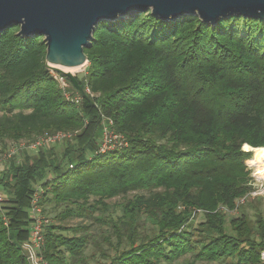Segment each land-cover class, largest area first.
Here are the masks:
<instances>
[{"label":"trees","instance_id":"1","mask_svg":"<svg viewBox=\"0 0 264 264\" xmlns=\"http://www.w3.org/2000/svg\"><path fill=\"white\" fill-rule=\"evenodd\" d=\"M85 54L76 78L90 101L76 105L46 67L43 37L0 34V142L72 135L61 153L0 168V264H31L22 246L38 196L56 221L42 264H84L92 242L108 264H264V215H231L255 192L246 163L255 175L264 165V20L147 11L101 22ZM105 127L126 146L101 151ZM131 192L141 195L114 217L106 201Z\"/></svg>","mask_w":264,"mask_h":264},{"label":"water","instance_id":"2","mask_svg":"<svg viewBox=\"0 0 264 264\" xmlns=\"http://www.w3.org/2000/svg\"><path fill=\"white\" fill-rule=\"evenodd\" d=\"M147 11L162 20L188 15L215 25L231 16L264 20V0H0V34L18 26L23 37H43L47 69L67 78L90 101L76 76L62 68L88 64L85 49L101 22Z\"/></svg>","mask_w":264,"mask_h":264},{"label":"rangeland","instance_id":"3","mask_svg":"<svg viewBox=\"0 0 264 264\" xmlns=\"http://www.w3.org/2000/svg\"><path fill=\"white\" fill-rule=\"evenodd\" d=\"M88 68V64H86L85 66L81 67V68H76L75 70H73L72 73L74 76L79 77V78H84L86 76V71ZM67 72V71H65ZM53 73V76L55 77L56 75H58L57 73ZM69 92L72 96L76 97L77 95H74L73 90L70 88ZM2 116V114L0 113V117ZM67 140H65L64 142L57 144V145H52L49 148H55V150H57V153H61L63 151V149L66 147ZM13 144L11 142H5L2 143L0 142V159H3L5 157V154L8 152V150L10 149V147ZM26 154H30L31 156H36L38 154L41 153V149L39 150H22L20 152H18L15 156H13L11 159L6 160L4 163V168L9 166L10 161H12L13 159L15 160H22L23 155ZM248 168L251 170L252 172V177L254 179V183L253 186L255 188V192L251 195L248 196L246 199L241 200L238 203V207L239 209L237 210V212L231 214L232 216H239L243 213H246L250 219L252 221L256 220V213L258 212V210H260V212L264 215V183L262 181H260V179L255 175V169L250 166L248 163H246ZM51 175V174H50ZM0 194H3V191L0 189ZM137 195H141L139 192H131L129 194H127L125 197L121 196V197H117L111 200H107L106 204L107 206L110 208V210L112 211V215L114 217L116 216H120L122 214V208L125 207V205L127 204V202L133 200L135 198V196ZM39 198V196H38ZM32 205V204H31ZM41 210H43L40 207ZM42 216L45 219H48L49 223L52 222H56L53 220V216L48 214H43L42 212ZM30 217L33 219V205L30 207ZM81 224H85V221L81 220V219H71L67 222V225L69 227H78ZM106 228L102 229V228H98V227H92L90 229V233L92 236V239L95 240L96 242H100L101 246L107 250H109V252H111L112 255H114V250L113 248L110 249V247L108 245H106L102 240H103V236H106ZM113 242H116V240ZM26 243V242H25ZM95 243L92 242L91 245L88 247V249H86V251L84 252V257H83V261L84 264H108L110 261H107L105 258L101 257V253L99 251H97L95 245ZM181 264V263H180ZM199 264H208V263H199Z\"/></svg>","mask_w":264,"mask_h":264},{"label":"built area","instance_id":"4","mask_svg":"<svg viewBox=\"0 0 264 264\" xmlns=\"http://www.w3.org/2000/svg\"><path fill=\"white\" fill-rule=\"evenodd\" d=\"M54 78L68 101H71L76 105H79L82 102V96L77 95L76 97H74L70 94L69 89L71 87L66 80L67 78L59 74L56 75ZM87 93L90 94V90H87ZM71 137L72 135L70 133L58 132L52 135H45L37 139L33 143H12L13 145L5 154V157L3 159H0V168L4 165L6 160L11 159L13 156H15L18 152L22 150H39L43 148H49L52 145H57L64 142L65 140L71 139ZM102 142L103 143L101 146V151H107L116 147L126 146L124 138L120 135H115L114 133H112L108 127H105L104 129V137ZM37 200L38 198H36L33 204V225L31 228L30 239L22 246L31 264H42V258L40 254L41 248L44 244V228L49 224L48 219H45L42 216V210L40 209V207L36 205ZM1 201L2 198H0V202Z\"/></svg>","mask_w":264,"mask_h":264},{"label":"bare ground","instance_id":"5","mask_svg":"<svg viewBox=\"0 0 264 264\" xmlns=\"http://www.w3.org/2000/svg\"><path fill=\"white\" fill-rule=\"evenodd\" d=\"M62 70L67 71V72H72L75 69L62 68ZM258 158L264 159V149L259 153ZM256 176L260 179V181L264 183V176L258 175V173H256Z\"/></svg>","mask_w":264,"mask_h":264},{"label":"clouds","instance_id":"6","mask_svg":"<svg viewBox=\"0 0 264 264\" xmlns=\"http://www.w3.org/2000/svg\"><path fill=\"white\" fill-rule=\"evenodd\" d=\"M258 175H262V176H264V165H261V166H260V170H259V172H258Z\"/></svg>","mask_w":264,"mask_h":264}]
</instances>
